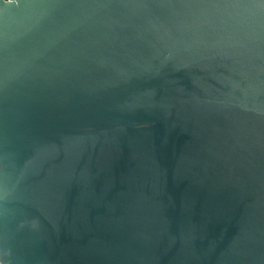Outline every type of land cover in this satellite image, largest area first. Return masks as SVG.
I'll return each instance as SVG.
<instances>
[{"label":"water","instance_id":"obj_1","mask_svg":"<svg viewBox=\"0 0 264 264\" xmlns=\"http://www.w3.org/2000/svg\"><path fill=\"white\" fill-rule=\"evenodd\" d=\"M1 264H264V0H0Z\"/></svg>","mask_w":264,"mask_h":264},{"label":"built area","instance_id":"obj_2","mask_svg":"<svg viewBox=\"0 0 264 264\" xmlns=\"http://www.w3.org/2000/svg\"><path fill=\"white\" fill-rule=\"evenodd\" d=\"M1 264V263H0Z\"/></svg>","mask_w":264,"mask_h":264}]
</instances>
